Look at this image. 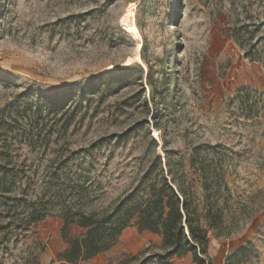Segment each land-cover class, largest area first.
<instances>
[{
  "label": "rangeland",
  "instance_id": "obj_1",
  "mask_svg": "<svg viewBox=\"0 0 264 264\" xmlns=\"http://www.w3.org/2000/svg\"><path fill=\"white\" fill-rule=\"evenodd\" d=\"M161 176L205 253L129 226L75 264H264V0H0V264H65L63 216Z\"/></svg>",
  "mask_w": 264,
  "mask_h": 264
},
{
  "label": "trees",
  "instance_id": "obj_2",
  "mask_svg": "<svg viewBox=\"0 0 264 264\" xmlns=\"http://www.w3.org/2000/svg\"><path fill=\"white\" fill-rule=\"evenodd\" d=\"M196 209L180 184L161 176L158 182L136 186L101 214L78 212L63 216L62 234L67 237V246L57 260L65 264L88 260L112 247L129 226L139 232L161 234L166 257L191 253L197 260L207 248V228L216 222L208 204L202 215L206 225ZM70 223L80 228L78 234L68 235Z\"/></svg>",
  "mask_w": 264,
  "mask_h": 264
}]
</instances>
